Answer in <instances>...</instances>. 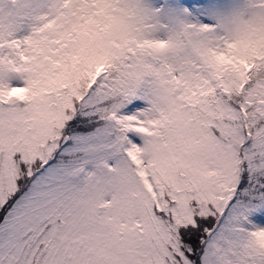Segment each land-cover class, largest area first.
Wrapping results in <instances>:
<instances>
[{
  "label": "snow or ice",
  "instance_id": "6c2138e0",
  "mask_svg": "<svg viewBox=\"0 0 264 264\" xmlns=\"http://www.w3.org/2000/svg\"><path fill=\"white\" fill-rule=\"evenodd\" d=\"M0 264H264V0H0Z\"/></svg>",
  "mask_w": 264,
  "mask_h": 264
}]
</instances>
